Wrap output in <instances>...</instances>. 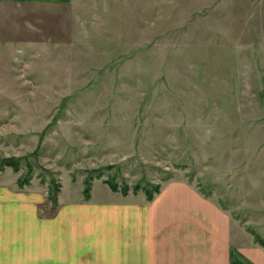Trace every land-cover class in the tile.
I'll use <instances>...</instances> for the list:
<instances>
[{
  "label": "rangeland",
  "instance_id": "rangeland-1",
  "mask_svg": "<svg viewBox=\"0 0 264 264\" xmlns=\"http://www.w3.org/2000/svg\"><path fill=\"white\" fill-rule=\"evenodd\" d=\"M89 175L187 181L264 240V0H0V191L50 217Z\"/></svg>",
  "mask_w": 264,
  "mask_h": 264
},
{
  "label": "crops",
  "instance_id": "crops-1",
  "mask_svg": "<svg viewBox=\"0 0 264 264\" xmlns=\"http://www.w3.org/2000/svg\"><path fill=\"white\" fill-rule=\"evenodd\" d=\"M96 182L88 198L61 189L50 217L40 215L42 195L0 191V264H264L252 232L187 181L166 182L150 200Z\"/></svg>",
  "mask_w": 264,
  "mask_h": 264
},
{
  "label": "trees",
  "instance_id": "trees-1",
  "mask_svg": "<svg viewBox=\"0 0 264 264\" xmlns=\"http://www.w3.org/2000/svg\"><path fill=\"white\" fill-rule=\"evenodd\" d=\"M3 161H4L5 164L11 165L15 169H18L19 168L20 159L17 158V157H4L3 158ZM92 179H93L92 178V175H89V177H87L84 180V191L83 192H84L85 198H88L90 196ZM106 182L109 184V186L111 187L112 190H114V191H118L119 190L118 184L111 178V176L108 177V179H106ZM149 186L150 185H147L146 186V188H145V194H146L147 198L150 200V199L153 198L155 192H159L160 191L161 185L160 184L155 185L153 190H151ZM58 188H59V184L54 185L52 192L50 191V193H49L50 198H52L53 205L54 204H57ZM140 188H141V186L137 184L135 186V188H134V191L135 192H138V190ZM121 192L123 194H127L129 192V188L128 187H124V188H122ZM254 236H255V240L256 241H258L262 245H264V240H260L262 238V236L259 233L254 232Z\"/></svg>",
  "mask_w": 264,
  "mask_h": 264
}]
</instances>
